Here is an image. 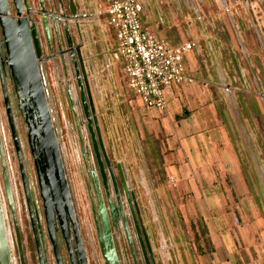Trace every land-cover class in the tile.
<instances>
[{
    "label": "crops",
    "instance_id": "0c3cea01",
    "mask_svg": "<svg viewBox=\"0 0 264 264\" xmlns=\"http://www.w3.org/2000/svg\"><path fill=\"white\" fill-rule=\"evenodd\" d=\"M110 1L74 0L78 15L87 17L78 22L82 25L79 34L71 25L72 36L76 42H81L93 89L96 86L98 92L97 102L94 98L96 111L101 107L102 94L105 95L109 88H116L120 108H130L139 124H143V157L152 172V183H147L157 195L155 198L152 194L149 199L152 205L159 201L164 214L168 215L164 222L167 228L181 230L174 247L171 246L176 256L181 262L182 254L184 263L190 264L186 253L193 249L195 264H264V215L257 207L252 183L245 179L237 155L225 142L222 127H218L215 68L213 59L207 61L206 52L202 50V46L209 47L213 44L211 40H217L207 31L200 3L197 0H137L145 29L164 37L170 45H192V50L185 55L191 82L166 92L165 111L145 112L134 96L126 92L123 83L122 87L113 86L114 82H120V70L112 65V37L105 13ZM217 2L214 0L215 4ZM204 3L208 6L206 0ZM219 5L225 14L220 2ZM194 8L199 19L194 15ZM226 18L229 20L228 16ZM230 23L238 35V27ZM238 42L244 44L240 53L248 60L250 54L245 42ZM257 46L264 51V40L258 39ZM99 69L114 76L112 86L99 82L96 77ZM101 123L104 137L107 131ZM171 178L175 187L169 182Z\"/></svg>",
    "mask_w": 264,
    "mask_h": 264
},
{
    "label": "flooded vegetation",
    "instance_id": "af4514ba",
    "mask_svg": "<svg viewBox=\"0 0 264 264\" xmlns=\"http://www.w3.org/2000/svg\"><path fill=\"white\" fill-rule=\"evenodd\" d=\"M199 1L202 2V0H197V3ZM218 1L227 15L231 0ZM241 2L248 5V0L246 2L241 0ZM193 7L194 5L190 9ZM0 11L7 13L5 19H13L14 21L19 18H27L28 13L33 16L37 15L41 24V29L39 28L38 31L39 66L47 94L48 108V97L51 94L52 107L56 105L59 117L68 127V131L65 130L69 136L66 145L63 135H60L58 130L54 132H56L55 137L71 200L72 219L63 210L62 217L55 215L53 223L49 220V227L24 118L16 110V99L13 97V86L5 63V49L0 32V76L3 79L9 102V115L5 108L1 80L0 92L6 129L9 133L18 168L22 209L26 217L24 220L29 227L30 260L33 259L35 264H39V258L42 260V264H94L93 253L90 249L92 240L89 230L87 229L86 233L83 232L79 223L80 217L74 205L76 194L81 192L91 214L92 234L98 244L102 264H105V261L101 254L99 238L105 234L106 228L109 231L118 264H158L153 249L154 243L140 209L137 189L132 184L128 171L112 159L104 141L94 105L93 80L88 72L81 42H76L72 36L71 25L69 24L71 21L61 18L59 10L50 0H0ZM18 12H21L19 17L16 16ZM64 14L68 15V12H64ZM57 28L60 32L59 35L56 33ZM61 29L64 32L69 30L68 34L62 33ZM84 75L87 77L88 88L84 81ZM49 81H53V83L50 82L52 84L51 89L47 88ZM91 107L95 112L103 150L94 128ZM51 111L49 109L50 118L53 121ZM12 132L15 133L16 144L19 149L26 189L22 180L20 162ZM68 156L79 177L78 186H76L75 175L70 174ZM30 165L33 172L30 170ZM118 165L122 169L123 178H121L117 168ZM3 170L5 171L6 184L3 179ZM11 172L10 159L8 155H5L4 128L0 121V177L2 183L0 192L6 235V255L0 256V264H29L31 261L21 231L23 219L18 193L12 182ZM124 188L128 197L125 195ZM146 200L149 205H152L149 196ZM135 225L138 226V229ZM17 242L20 243V248ZM169 263L166 262V264ZM96 264H100V261L97 260Z\"/></svg>",
    "mask_w": 264,
    "mask_h": 264
},
{
    "label": "rangeland",
    "instance_id": "374dc122",
    "mask_svg": "<svg viewBox=\"0 0 264 264\" xmlns=\"http://www.w3.org/2000/svg\"><path fill=\"white\" fill-rule=\"evenodd\" d=\"M206 1L208 6L204 3V0L200 3V6L205 18L204 20L207 22V31L212 36V39L215 38L217 41L211 40L213 44L211 43L209 47L205 44V47L202 46V50L206 52L204 57H207V61H212L213 59L215 68L216 80L214 87L218 90L219 97L217 108V112H219L218 127H222L225 142L229 147L233 148L235 155H237L245 179L252 183L254 193L256 194L257 207L259 212L264 215V51H261L257 46L258 39L250 23L252 14L257 12L259 13L258 16H261L260 20L264 23V0H248V5H244L241 0L230 1L229 7L231 11L229 12L232 23L238 27V35L231 27L228 18H226V13H223L219 1L217 0L218 4H215L214 0ZM239 40L244 41L245 46H247L246 49L250 54L248 60L243 59L241 56L240 49L241 45L244 48V44L242 42L239 43ZM207 52L212 56L209 55L208 57ZM96 77L99 78V82H108L112 86V78L114 76L110 77L105 71L103 72L99 69V75ZM221 77L226 87L221 86ZM118 79L120 82L118 84L114 82L113 86L116 87L118 85L122 87L123 82L120 72ZM50 82L53 83V81L48 82V89L52 88ZM122 90L124 89L122 88ZM224 90L228 92L225 93ZM92 91L95 102H97V97L99 96L96 86H94ZM119 98L118 89L109 88L106 90L105 95L102 94L101 99L103 100L99 101L101 107H97V113L100 114L97 116H99V120L102 122L101 124L105 126L107 131L104 133V141L107 149L112 159L121 164L130 175L132 174L130 180L139 194L140 209L144 217L145 225L148 226L150 237L154 243L153 249L156 254V262L158 264H166V262H170L169 264H185L183 260L184 256L181 254L182 260L180 262L176 256V251L171 247H174L175 240L177 239L176 236L179 235L181 230H170L167 228L164 222L165 218H168V215L164 214L162 206L157 199L156 201L158 203L154 205H149L146 200L152 194L155 198L157 195L154 189L151 192V186L149 187L147 183H152V172L149 164L143 157L145 153L143 124H139L138 117L136 118L130 108L125 110L120 108L121 104L119 105L118 103L121 100ZM48 103L50 111L52 110L53 129L56 132L58 130L59 134L63 135L66 145V140H69V136L65 130L68 131V127L64 125V121L59 117L56 105L52 107L51 94L48 97ZM0 121L4 128L5 155H8L10 159L12 182L17 189L19 207L23 219L21 231L24 235L30 260L29 227L24 220L26 217L22 209L23 204L18 168L9 133L6 129L1 92ZM140 132L142 134L141 137H139ZM136 146H138V149ZM68 149L71 151L69 147ZM136 150L139 151V156H137ZM132 159H134V163ZM28 161L31 164L30 160ZM68 164L70 174L75 175L76 186H78L79 177L69 156ZM30 168L32 171L31 165ZM0 186L2 188L1 177ZM74 205L80 217L79 223L82 226L83 232L86 233L88 229L90 233L92 240L90 249L94 257L93 263L96 264L98 260L102 264L98 244L92 234L91 214L85 197L81 192L76 194ZM181 238L183 239L182 235ZM178 250L180 253V249ZM186 254L191 259L190 264H195L193 258L195 256L194 250L187 251ZM30 261L29 264H35L33 259Z\"/></svg>",
    "mask_w": 264,
    "mask_h": 264
},
{
    "label": "water",
    "instance_id": "95a60500",
    "mask_svg": "<svg viewBox=\"0 0 264 264\" xmlns=\"http://www.w3.org/2000/svg\"><path fill=\"white\" fill-rule=\"evenodd\" d=\"M243 1L246 2V0ZM50 2L59 10L61 18L66 19V21H71L69 24L73 25L77 34H79L80 26L82 25L78 22L81 19H85L87 16L78 15L74 0H50ZM198 3H200V1ZM64 12H68V15L64 14ZM193 12L194 15H196L195 17L199 19V14L196 8L193 9ZM29 14L30 13L27 14V18H19L14 21L13 19H5L4 17H6L7 13L0 11V32L2 34V43L5 49V63L9 70V77L13 86V97L16 99V110L21 117L24 118L26 131L28 133L29 146L38 175L40 195L44 202L45 214L49 224V218H52L53 220L54 212L57 213L63 210H65L72 219V207L60 159L59 148L49 114L47 94L45 92L44 82L40 72V46L38 31L39 28L41 29V24L37 15L33 16ZM20 15L21 12H18L16 16L19 17ZM227 16L229 17L230 22H232L229 13H227ZM61 32L68 34L69 30H65L64 32V30L61 29ZM56 33L58 35L60 34L58 28L56 29ZM0 80L2 83L1 86L5 108L9 115V102L1 76ZM84 81L86 87L88 88L86 75H84ZM220 81L221 86L226 87L222 77L220 78ZM224 91L225 93L228 92L227 90ZM88 97L91 104L89 91ZM91 114L94 122V128L98 134L100 145L103 150L99 127L93 107H91ZM12 133L17 156L20 162L22 180L24 188L26 189L25 179L21 168L19 149L16 144L15 133ZM106 162L109 166L107 159ZM117 168L121 174V178H123L121 167L118 165ZM3 179L6 184L4 170ZM124 192L126 197H128V193L125 188ZM135 226L136 229H138V226ZM17 243L20 248V243ZM99 244L105 264H118L112 240L107 228L105 229V234L99 238ZM2 255L3 257L6 255V235L4 230V214L1 205L0 192V256ZM39 264H42V260L40 258Z\"/></svg>",
    "mask_w": 264,
    "mask_h": 264
},
{
    "label": "built area",
    "instance_id": "2783aa9c",
    "mask_svg": "<svg viewBox=\"0 0 264 264\" xmlns=\"http://www.w3.org/2000/svg\"><path fill=\"white\" fill-rule=\"evenodd\" d=\"M105 13L112 37V65L119 67L126 92L134 96L145 112L165 111L166 92L191 82L185 55L192 50V45H170L164 37L145 29L140 21L137 0H111ZM258 14H252L250 23L257 38L264 40V23ZM169 182L175 187L172 178Z\"/></svg>",
    "mask_w": 264,
    "mask_h": 264
},
{
    "label": "bare ground",
    "instance_id": "6f19581e",
    "mask_svg": "<svg viewBox=\"0 0 264 264\" xmlns=\"http://www.w3.org/2000/svg\"><path fill=\"white\" fill-rule=\"evenodd\" d=\"M62 214H63V213H62V211H60V212H57V213H56V212H54V217H55V215H56L57 217H60V216L62 217ZM54 217H53V220H52V218H49V220H50V222H51V223H53V222H54Z\"/></svg>",
    "mask_w": 264,
    "mask_h": 264
}]
</instances>
